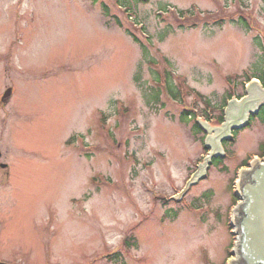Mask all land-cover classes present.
Returning <instances> with one entry per match:
<instances>
[{
	"label": "rangeland",
	"instance_id": "obj_1",
	"mask_svg": "<svg viewBox=\"0 0 264 264\" xmlns=\"http://www.w3.org/2000/svg\"><path fill=\"white\" fill-rule=\"evenodd\" d=\"M251 76L264 0H0V264H228L264 110L207 169L181 113L220 115Z\"/></svg>",
	"mask_w": 264,
	"mask_h": 264
},
{
	"label": "water",
	"instance_id": "obj_2",
	"mask_svg": "<svg viewBox=\"0 0 264 264\" xmlns=\"http://www.w3.org/2000/svg\"><path fill=\"white\" fill-rule=\"evenodd\" d=\"M11 93L9 88L3 96L4 102L10 100ZM246 93L241 101L228 105L221 126L201 124L208 133L207 147H211L203 168L207 169L213 158L225 155L222 142L232 139L233 130L245 126L250 116L256 115L264 106V88L252 83ZM200 172L194 182L207 175L206 170ZM235 192L239 201L231 213L235 242L228 264H264V159H256L239 173Z\"/></svg>",
	"mask_w": 264,
	"mask_h": 264
},
{
	"label": "trees",
	"instance_id": "obj_3",
	"mask_svg": "<svg viewBox=\"0 0 264 264\" xmlns=\"http://www.w3.org/2000/svg\"><path fill=\"white\" fill-rule=\"evenodd\" d=\"M244 24V23H243ZM245 25V24H244ZM181 26H183V25H181ZM180 26V27H181ZM182 28V27H181ZM131 34H133V33H131ZM133 37H134V40L137 42V41H139V39L137 38V37H135L134 35H132ZM169 90V92H170V94H172L174 97H177V96H179V94H178V89H173V88H169L168 89ZM161 95V92H160V90H158V91H154V98L155 99H158L159 98V96ZM208 102V101H207ZM209 103V102H208ZM224 105H226V102H225V104ZM208 106H210L209 104H208ZM264 110V107H263V109H262V111ZM261 111V112H262ZM224 111H221V114L219 115V118H218V120L221 122V121H223L224 120V113H223ZM261 112H260V114H261ZM263 113V112H262ZM181 118H182V120L185 122V123H188V122H193V126H194V128H195V130L196 131H198V132H201V130H202V128H201V125L198 123V121L196 120V115L193 113V112H190V111H188V110H184V111H182V113H181ZM221 159H216V161L215 162H220L221 163ZM238 200V199H237ZM237 200L235 201V202H237ZM230 251V250H229ZM116 254H114V256H115ZM114 256H109V258H112V257H114Z\"/></svg>",
	"mask_w": 264,
	"mask_h": 264
}]
</instances>
